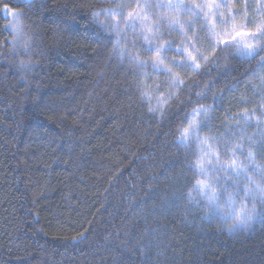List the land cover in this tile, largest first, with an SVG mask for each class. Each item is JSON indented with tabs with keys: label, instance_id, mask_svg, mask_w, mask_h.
<instances>
[{
	"label": "trees",
	"instance_id": "obj_1",
	"mask_svg": "<svg viewBox=\"0 0 264 264\" xmlns=\"http://www.w3.org/2000/svg\"><path fill=\"white\" fill-rule=\"evenodd\" d=\"M244 3L237 20L258 19L257 0ZM10 5L40 33L43 55L22 78L0 16V264H264V212L229 231L186 194L205 137L224 159L246 162L251 150L248 167L264 171V51L212 56L202 34L209 60L196 73L177 67L185 84L148 69L155 94L172 96L161 117L137 98L126 60L93 51L86 13L72 14L78 0ZM193 108L198 127L183 141Z\"/></svg>",
	"mask_w": 264,
	"mask_h": 264
},
{
	"label": "clouds",
	"instance_id": "obj_2",
	"mask_svg": "<svg viewBox=\"0 0 264 264\" xmlns=\"http://www.w3.org/2000/svg\"><path fill=\"white\" fill-rule=\"evenodd\" d=\"M193 3L194 0H171V2L169 0H78L77 11L72 14L75 17L81 12L86 13L81 18L87 25L84 29L89 33L87 39H94L98 45L93 51L97 56H105L109 59L115 56L121 61L126 60L135 73L132 87L137 93V98L141 102H148V112L162 117L164 107L172 96H166L164 93L160 96L155 94L156 84L148 69L154 73L166 74L170 82V74L165 68L171 66L173 72L177 71L181 61L187 59L184 54L185 49L191 47L193 52L199 53L201 50L197 47V43L201 40L202 34L209 38L213 36L209 10L202 7L200 10L189 11ZM15 11L16 18L8 20L5 24L9 25L8 27L4 25V30L10 36V48L5 55L15 54L13 64L21 71L22 78H26L36 65L33 55L38 52L39 55H43V52L39 51L42 41H39L40 33L29 22L27 14L19 9ZM12 24L22 27L30 38V47L26 56L22 55L25 51L14 39L16 32L13 31ZM216 31L219 32L217 29ZM152 100L156 103H150ZM205 110L208 111V108ZM196 122H193V132L196 129ZM201 144L207 146V150L205 147H200V154L192 161L198 175L193 176L192 183L187 188L188 200L197 204L203 202L209 214L223 216L229 231L251 227L264 212V197L256 189L257 185L264 186V171L259 167L255 170L248 167V164L254 163L253 155L249 154L252 151H248L246 162H242L240 157L236 156L233 167V158H216L217 151L214 146L208 144L207 137L201 141ZM235 148L237 145L231 149L233 153ZM229 172L234 174L236 179H233V175ZM241 176L246 181L242 186ZM198 182H202L203 186ZM246 184L255 190V195L251 192L245 193ZM237 202H239L238 209ZM223 210L229 215H224ZM249 214L252 218L247 226L239 222Z\"/></svg>",
	"mask_w": 264,
	"mask_h": 264
},
{
	"label": "snow or ice",
	"instance_id": "obj_3",
	"mask_svg": "<svg viewBox=\"0 0 264 264\" xmlns=\"http://www.w3.org/2000/svg\"><path fill=\"white\" fill-rule=\"evenodd\" d=\"M30 2V0H29ZM171 2V0H169ZM203 8H207L209 10V15L211 16V31L213 36L210 39L213 43L210 45L212 48V52L210 53L212 56H216L217 48L220 50L227 52L229 49L234 50L236 54L239 55H255L257 54V50L264 51V0H257V13L259 18L254 19L253 21L247 20V11L243 13L240 17L239 21L237 20L235 13L238 11V0H194L193 5L189 8V11L193 9L200 10ZM243 7L247 8V3H245ZM227 8L232 12V18L229 20V17L224 13H217V9ZM0 16L8 19H15L17 13L15 9H13L10 5V0H0ZM219 23L225 24L226 27L222 28L219 32L216 31ZM249 23H251V27H249ZM9 25H5L8 27ZM13 31L16 32L15 40L20 45L21 48L24 49L25 53H28L30 47V38L24 33L23 28L17 26L16 24L11 25ZM184 54L186 56V61H181L180 69L187 72L191 70L192 73H196L200 71L204 65L200 62L201 59L205 62L209 60V55H205L201 52L195 53L192 48L189 47L184 50ZM199 54V55H198ZM155 63V62H154ZM165 71L170 74V84L175 87H179L182 84H185V81L181 79L180 71L173 72L172 67H166ZM166 103V101H164ZM264 107V106H262ZM200 108L205 109L204 105H201ZM207 111L205 110V113ZM248 110L245 109V113ZM163 114V113H161ZM198 109H193V117L189 120L187 127H184L180 131V138L183 141H187L190 135L193 132V122H196L195 116L198 115ZM198 127V123L196 122V128ZM237 147H240L237 145ZM250 155H254L253 152L249 153ZM216 158L219 159V154L216 153ZM232 166L235 167V159L232 160ZM250 179V177H249ZM201 186H203L202 182ZM256 189L259 190L262 197H264V186L257 185ZM251 192L255 195V190L250 187V185H245V193L248 194ZM234 203V201H233ZM215 211V209H214ZM243 212V209L241 210ZM224 215H229L226 210H223ZM251 215H247L244 219L239 222L247 226L248 221L251 219Z\"/></svg>",
	"mask_w": 264,
	"mask_h": 264
},
{
	"label": "rangeland",
	"instance_id": "obj_4",
	"mask_svg": "<svg viewBox=\"0 0 264 264\" xmlns=\"http://www.w3.org/2000/svg\"><path fill=\"white\" fill-rule=\"evenodd\" d=\"M26 2H29V0H25ZM31 1V0H30ZM9 20H11V17H8Z\"/></svg>",
	"mask_w": 264,
	"mask_h": 264
}]
</instances>
